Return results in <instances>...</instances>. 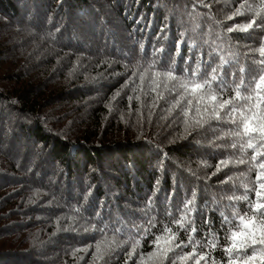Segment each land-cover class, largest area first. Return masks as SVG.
Masks as SVG:
<instances>
[{"label": "trees", "instance_id": "obj_1", "mask_svg": "<svg viewBox=\"0 0 264 264\" xmlns=\"http://www.w3.org/2000/svg\"><path fill=\"white\" fill-rule=\"evenodd\" d=\"M204 3L211 7L0 0V264H195L209 251L205 216L218 237L208 264H228L223 249L234 225L222 226V217L251 215L247 202L229 198L254 187L253 151L240 150L230 123L197 126L203 109L195 100L189 108L179 85L156 73L174 67L183 76L192 47L213 66L231 60L227 71L236 72L260 59L264 32H227L253 18L240 8L245 0ZM193 192L203 213L195 217L196 257L180 259L189 245L164 258L172 233L175 244L188 243L191 227L175 223Z\"/></svg>", "mask_w": 264, "mask_h": 264}, {"label": "snow or ice", "instance_id": "obj_2", "mask_svg": "<svg viewBox=\"0 0 264 264\" xmlns=\"http://www.w3.org/2000/svg\"><path fill=\"white\" fill-rule=\"evenodd\" d=\"M197 6L211 7V5L205 4L204 0H193V10ZM240 8H245L248 12L253 13V18L243 26L237 25L228 28L227 32L247 33L249 30L264 32V0H259V4L256 6L248 4L245 0ZM234 15H241L239 9ZM228 19H233V17L230 16ZM247 38L252 39V36L249 35ZM181 43L187 44V41L184 40ZM156 51L160 53L164 50L158 49ZM255 51L259 54V60L250 59L248 66H240L236 72L229 73L227 69L232 64L231 60L221 56L220 63L213 66L211 61L203 59V53L200 58H197L195 55L196 48L192 47L185 59V64L189 67L181 69V72L184 73L183 76H176L174 67L168 68L162 74L156 73L158 76L163 75L166 81H175L179 85L180 100H186L189 108L193 106L195 100L196 111L200 113L201 108L203 109L206 119L197 120V126L202 127L204 123L212 120L217 123H230L234 126L231 135L239 138L240 150L242 152L249 149L253 151L252 167L249 168V172L258 169L256 179L253 181L254 187L243 184L244 194L229 198L230 201L247 202V208L251 215L249 216L247 213L240 215L236 211L232 213L231 217H222V226L234 225L226 237L228 246L223 249L228 258V264H233L234 260L239 261L240 264H264V37L260 40V47ZM209 68L211 69L210 72L208 71ZM237 75L240 77L239 83H235L234 78ZM230 78L233 80L232 84L228 82ZM172 90H176L175 85ZM228 90H231L233 95L227 96ZM180 100L177 101V104L180 103ZM250 113L255 116L254 120L250 117ZM232 147L236 148L237 143H233ZM239 163L244 164L247 161L240 160ZM221 164L226 166L227 161H221ZM220 170L218 166L217 172ZM171 195L170 193L169 197ZM196 195L195 192L192 193V199L184 204L182 210L184 215L175 223L178 229L185 232H188L189 226L191 227V231L188 232V243L185 244L181 241L179 244H175L177 233H172L169 240L173 244L163 251L164 258H167V253L174 251V248H184L189 245L193 246V252L180 257V259L188 260L196 257V248L200 246V241H194V237L200 225H198L195 217L196 215H203L201 210L196 207ZM152 204L153 199L149 198L148 207H151ZM188 216L193 218L188 220L186 219ZM214 223L207 216L203 219V226L207 227V231L203 233L208 241L205 247L209 251L196 257L195 264H200L201 260L208 264L211 253L216 250L218 237L215 235ZM165 232L171 233L172 230L165 228ZM156 239L159 241L160 237ZM138 244L139 241L136 242V245ZM136 245L133 246V251H135ZM99 251V246H97V252L99 253ZM128 255L131 259L132 253ZM172 264H176V261L173 260ZM211 264H216L214 257Z\"/></svg>", "mask_w": 264, "mask_h": 264}, {"label": "rangeland", "instance_id": "obj_3", "mask_svg": "<svg viewBox=\"0 0 264 264\" xmlns=\"http://www.w3.org/2000/svg\"><path fill=\"white\" fill-rule=\"evenodd\" d=\"M213 55V54H212Z\"/></svg>", "mask_w": 264, "mask_h": 264}]
</instances>
